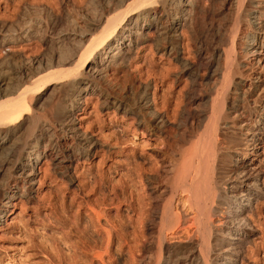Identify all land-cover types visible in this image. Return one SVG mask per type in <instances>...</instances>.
<instances>
[{"label": "bare ground", "instance_id": "6f19581e", "mask_svg": "<svg viewBox=\"0 0 264 264\" xmlns=\"http://www.w3.org/2000/svg\"><path fill=\"white\" fill-rule=\"evenodd\" d=\"M207 1L224 6L225 14L232 25H223L226 28L221 35V39L228 41V49L211 53L205 57L202 66L207 82H211L210 87L207 86L208 90L205 89L208 93L202 95V100L207 104L205 106L209 108V111L202 114L205 121L203 134L199 135L196 142L193 141L190 148L184 149L183 145L182 151L178 152L181 158L175 170L173 169L171 183L161 191L168 199H164L155 182L161 175L159 172H162L160 169L164 164L156 161L155 168L152 165L153 169L141 167L140 176L144 185L141 187L149 192L150 197L146 196L153 203L149 204L150 208L147 206L149 209L145 208L147 204H143V209L140 210L130 203L128 210L132 214L137 213V218L133 219L135 221L128 219L127 223L139 227V230L157 231L158 236L165 239L168 233L173 234L182 227L183 221L188 218L194 232L200 234L218 223L216 219V223H213L211 216L216 212L213 204L216 201L220 204L221 201V208L217 212L223 211L222 213L228 215L225 222L232 224L233 230L223 229L217 224L219 248H216L218 259H215V263L236 264V256L240 252L239 244L242 241L240 237L250 228L248 214L252 212V200L259 196L257 183L263 171L260 150L264 137V0H106L104 7L95 9L93 17L89 19L82 13L81 5L85 4L82 0L72 6L69 2L58 0L57 3L42 8H34L33 3L30 7L26 2H21L24 11L34 9L42 13L44 18L36 16L31 19L30 13L23 14L17 20L15 17L18 14L13 12V20L4 21L5 17L2 19V15L0 222L6 216L7 207L15 199L28 200L32 197L35 169L42 159L48 160L61 178L72 183V164L78 163L82 158H91L99 139L93 140V135L80 131L76 118L82 106L88 104V96H96L95 105L101 110L121 111L124 116L130 114L133 132L139 131L146 138L159 134L167 136L164 142L161 141V145L158 143L162 147L158 148L159 151L163 152L166 148L170 150L171 143L181 142L177 137L181 123L171 124L169 121L170 126H167L166 121L152 110L147 97V84H140L142 90L137 95L133 109L118 99L110 89L113 87L112 81L117 82L122 74L121 77L128 80L130 75L124 70L132 58V53L147 40L152 51L159 52L162 57L174 55L177 59L180 53V36H177V30L184 28ZM91 4L94 5L93 2ZM56 12H59V17ZM243 25L246 27L245 31ZM150 33L152 36L148 37ZM23 43H35L42 46L43 50L34 58H13L6 53L11 47ZM189 47L186 46L187 49ZM36 53L37 50L35 55ZM240 60L244 62V66H240ZM183 68L185 73L191 75V83L196 82L198 74L195 67L186 63ZM241 68L247 72L245 75ZM177 113L179 114L175 110L167 118L174 120L178 118ZM219 127L221 144L218 142L219 138H216ZM100 143L103 145L101 141ZM221 145L223 152L217 155ZM171 151L173 153L174 150ZM216 158L222 165L220 172L216 173L218 177L213 176L214 170L212 171ZM127 183L124 182L125 185ZM176 200L182 204L181 210L176 208ZM187 211L189 213L185 214ZM94 233L101 236L102 232L95 229ZM107 234L108 243L111 244L114 233ZM147 239L143 234L139 238V246L134 244L139 249V256H136L138 259L148 249ZM192 249L169 251L166 261H169L168 264H203L207 261L202 250H197L196 254ZM207 250L209 252V248ZM213 254H216L215 251ZM136 257L135 254L131 256L133 260Z\"/></svg>", "mask_w": 264, "mask_h": 264}, {"label": "rangeland", "instance_id": "374dc122", "mask_svg": "<svg viewBox=\"0 0 264 264\" xmlns=\"http://www.w3.org/2000/svg\"><path fill=\"white\" fill-rule=\"evenodd\" d=\"M57 1L58 0H0V18L3 15L2 19L5 17L3 19L4 21L5 19L7 21L9 19L13 20L14 17L12 13L16 12V14H18V16L15 17L17 20H20L21 18L19 19V17L23 16V14L30 13L31 19L36 16L43 19V14L38 13L34 9L24 11L22 3L26 2L30 7H32L33 3L34 8H42L46 5L48 7L49 4L54 2L57 3ZM64 1H66V3L69 2L68 4L72 6L79 0ZM87 1L90 6L87 4ZM94 1L82 0L85 4L81 5V10L88 19L93 17L95 9L104 7L106 3V0ZM90 2H93L94 5ZM217 5L220 8H218ZM57 7L58 6H56V8ZM90 7H92L93 11ZM32 11L34 12L32 13ZM91 11L92 15L90 13ZM200 11L198 10V12L195 13L197 14L196 17L195 14L192 16L191 21L188 22L189 24L187 23L184 28H179L177 30V36H180V53L177 59L174 58V55H171L172 57L168 55L162 57L159 52L152 51L151 44L149 40H147L138 50L132 53V58L128 62L127 68L124 70L130 75L128 80L125 81L123 77H121L122 74L117 82L112 81L113 87L110 89L118 99L121 101L123 100L122 102L133 109V105L138 97L137 95L142 90L140 84H147L149 87L147 97L149 98L152 110L166 121L167 126H170V122L171 124L181 123L177 130V137L179 140L181 139V142H176V144L173 143L174 145L171 143L172 148H170V150L167 148L165 149L167 152L165 150V152L159 151L158 148L161 147V141L164 142L167 136L165 137L164 134H159L146 138L142 136L139 131L136 133L133 132V120L130 114L124 116L121 111L113 112L111 109L101 110L96 106L97 104L95 105L97 102L96 96H90V98L88 96V104L83 105L77 113V126L80 131L86 132L90 136L93 135V140L94 138L96 141L99 139V143H97L98 146L92 151V156L89 160L82 158L78 163L72 164L70 169L74 180L72 183L68 182L63 177L61 178L48 160L42 159L39 162L35 169L36 175L33 192L31 193L32 197L28 200L24 198L15 199L12 204L7 207L6 216L0 222V264H168L169 261H166L167 253L169 251L176 252L180 248H184L187 251L193 248L192 250L196 254H198L197 250L200 249L202 250L201 252L205 254L207 260L203 264H216L215 259H218L216 248H219L216 230L219 227L229 231L233 230L232 224L225 222V220H228V215L222 213L223 211L217 212V209L219 210L221 208V201L220 204L218 201L213 204V208L216 212L211 216L213 223H218L210 227L208 231L200 234L194 232L195 229L190 225L191 220L188 218L187 220L189 223L187 220L185 222L183 221L182 227H179L173 234L168 233L165 239L158 236L159 234L157 231L152 232L147 229L139 230V227L127 223L129 220L135 221L133 219L137 218V213L132 214V212L128 210L130 203L134 204L136 208H139L138 210L143 207V204H147L145 208L149 209V204H151V202L153 203L152 199L150 200L149 198L148 200L149 192H146L145 189L141 187V185H143L140 176L141 167L153 169V167L155 168L156 161L159 162V164L161 162L164 164L160 169L162 172H159V174H161L159 175L161 180L158 178L159 180L157 179L158 181H155L157 186H159L160 192L162 190L164 191V188L166 189L171 183L172 174L176 168L177 162L179 163L181 158L178 152L182 151L183 145L184 149L190 148L193 141L196 142L200 137L199 135L203 134L205 121L203 120L204 118H202V114L209 111V108L205 106L207 104L202 100V95L208 93L205 89L207 88L208 90L211 82H207L206 73L202 66H204L203 63H205V57L209 56L211 53H215L224 48L228 49V41L224 38L221 39V35L224 28L231 27L232 22L229 21L228 16L225 14L226 8L220 4L212 3V1L204 3ZM58 15L59 12H56L57 17H59ZM223 25H226V27ZM185 27L187 29H185ZM244 27L245 25H243V31L246 30V27ZM215 34L217 35L215 36ZM147 36L151 37L152 33ZM192 40L193 43H191ZM201 40H203V42ZM236 42L237 44L239 43L238 40ZM28 44L23 43L22 45L11 47L6 53L13 58L14 56L15 58H34L37 57L38 54H41V50H43L42 46L40 47L35 43ZM9 46L12 45H8V47ZM186 46H190L189 48H191V50H189V48L187 49ZM192 48L195 50L193 51ZM36 50L38 53L35 55ZM187 50L191 52L189 53ZM191 53H193V55H191ZM185 62L187 65L193 68L195 67L194 69H196L198 74L196 76V82L191 83V75L185 73V68H183L186 64ZM239 62L240 66L242 64L244 66V62L242 63L241 60ZM242 70H244V68ZM245 73L247 72L244 70L243 74L245 75ZM155 83H157L156 86ZM175 105H177V107H175ZM175 110L179 112V114H176V117H178L176 119L178 120H169V116H171ZM217 131L216 138H219L218 142L221 144L220 127ZM178 143L181 144V146ZM261 146L260 158L263 163V171L257 183L259 196L257 195L255 200H252L250 209L252 212L250 211L248 214L250 228L245 231L243 237H240L242 241L239 244L240 252L236 256V264H264V137ZM171 150H174L173 153ZM221 150L222 145L217 155L223 152V150ZM182 155H184V153H182ZM215 160L214 166L212 165V171L214 170L213 176L218 177L217 174L222 169V165L217 161V158ZM159 164L156 166L159 167ZM152 165L154 166L152 167ZM138 177H140V179ZM125 181L128 182L127 185L124 184ZM159 181H162V183ZM133 196H136V198ZM163 196L164 199H168L164 194ZM183 199L185 200V197ZM136 201H140V204L138 202V205ZM176 206L179 210L182 209L180 208L182 204L178 203V201L176 202ZM223 206L224 205H222V207ZM188 213L187 211L185 214ZM96 221H98V223ZM219 223H223L224 225H220ZM217 224L219 227H217ZM94 225H96V228H94ZM190 228L192 229L190 230ZM95 229H99L100 233L102 232L101 236L94 233ZM108 232L114 233L111 244L108 243ZM144 232H146V234ZM137 234L141 235L138 236ZM143 234L149 241L148 251H145L143 257L139 258V261L137 258L139 256V253L137 254L139 249L137 247L139 246V238H141ZM136 235L138 237H136ZM123 236H125V238ZM151 238L154 239L155 242ZM212 238L213 240H211ZM135 242H137V244ZM134 244L138 246L136 247ZM186 244L189 246L187 245L186 247ZM208 248L210 253L207 250ZM214 251L216 254H213ZM132 254H135L137 259L133 260L131 258ZM97 256L101 257L98 258Z\"/></svg>", "mask_w": 264, "mask_h": 264}]
</instances>
